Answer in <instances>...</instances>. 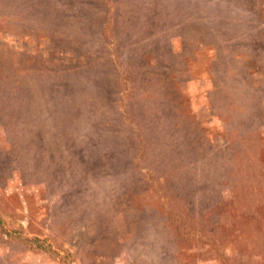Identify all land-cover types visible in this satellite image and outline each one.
I'll use <instances>...</instances> for the list:
<instances>
[{
	"label": "rangeland",
	"instance_id": "1",
	"mask_svg": "<svg viewBox=\"0 0 264 264\" xmlns=\"http://www.w3.org/2000/svg\"><path fill=\"white\" fill-rule=\"evenodd\" d=\"M0 264H264V0H0Z\"/></svg>",
	"mask_w": 264,
	"mask_h": 264
}]
</instances>
